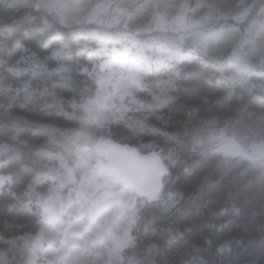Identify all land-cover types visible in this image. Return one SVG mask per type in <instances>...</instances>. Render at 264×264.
<instances>
[{
    "label": "trees",
    "instance_id": "obj_1",
    "mask_svg": "<svg viewBox=\"0 0 264 264\" xmlns=\"http://www.w3.org/2000/svg\"><path fill=\"white\" fill-rule=\"evenodd\" d=\"M220 1L231 6L236 0H205ZM263 1H253L249 14ZM38 7L21 22L0 26V62L10 85L9 101L0 107L9 135L0 136V145L26 161L23 172L0 168V223L13 224L31 252L46 206L70 191L69 183L57 188L55 171L59 159L72 165L75 116L94 98L109 64L128 75L132 89L126 106L104 123L105 137L156 152L167 170L154 199L132 193L140 203L116 264H235L236 252L264 264L258 236L250 246L242 179L264 169L261 156L252 155L264 140L250 138L238 112L264 105V75L232 80L218 64L225 62L221 37L216 45L166 43L164 29L66 25L52 7ZM225 142L238 152L219 153Z\"/></svg>",
    "mask_w": 264,
    "mask_h": 264
},
{
    "label": "rangeland",
    "instance_id": "obj_2",
    "mask_svg": "<svg viewBox=\"0 0 264 264\" xmlns=\"http://www.w3.org/2000/svg\"><path fill=\"white\" fill-rule=\"evenodd\" d=\"M173 1L175 5L169 3ZM179 1L144 0L134 12L124 0L40 3L58 12L66 25L83 21L120 23L136 33L159 28L168 32L164 42H184L191 47L207 42L216 45L221 37L226 41L221 48L226 49L225 62L220 60L218 64L222 71L228 70L232 80L248 79L255 72L264 75V5L249 14L255 0H236L231 6L225 1L205 0H184L177 5ZM105 66L94 98L75 116L77 131L68 146L72 165L59 159L56 186L61 190L69 183L70 191L65 200L57 197L46 206L43 225L30 252L33 261L40 258L45 264H116L120 250L130 242L129 230L140 202L130 188L120 187L109 173L106 162L97 155V147L107 135L104 123L126 106L132 88L128 75L109 64ZM91 136L98 138L96 144ZM215 140L212 138V142ZM218 152L232 155L238 148L225 142ZM252 155L264 160V142L253 148Z\"/></svg>",
    "mask_w": 264,
    "mask_h": 264
},
{
    "label": "clouds",
    "instance_id": "obj_3",
    "mask_svg": "<svg viewBox=\"0 0 264 264\" xmlns=\"http://www.w3.org/2000/svg\"><path fill=\"white\" fill-rule=\"evenodd\" d=\"M40 2L41 0H0V26L17 24L38 13ZM124 3L131 12H134L142 6L144 0H124ZM7 71L8 69L3 68L0 62V107L9 101L10 85L5 75ZM238 112L239 119L250 130V138L264 140V105L241 109ZM3 135H9V129L0 123V136ZM25 163V159L18 156L16 150L5 151L3 145H0V168L10 166L23 172ZM242 179L245 185L244 211L249 220L250 246L256 243L251 238L258 236L257 246L264 254V169L251 170ZM234 255L235 264H250V261L244 259L243 253L236 252ZM0 264H45V262L40 258L31 260L30 250L21 239L16 227L4 221L0 223Z\"/></svg>",
    "mask_w": 264,
    "mask_h": 264
},
{
    "label": "water",
    "instance_id": "obj_4",
    "mask_svg": "<svg viewBox=\"0 0 264 264\" xmlns=\"http://www.w3.org/2000/svg\"><path fill=\"white\" fill-rule=\"evenodd\" d=\"M97 155L107 162V170L140 198L154 199L160 193L166 167L157 153H141L107 137L99 143Z\"/></svg>",
    "mask_w": 264,
    "mask_h": 264
},
{
    "label": "bare ground",
    "instance_id": "obj_5",
    "mask_svg": "<svg viewBox=\"0 0 264 264\" xmlns=\"http://www.w3.org/2000/svg\"><path fill=\"white\" fill-rule=\"evenodd\" d=\"M156 153V152H155ZM161 158V157H160ZM162 159V158H161ZM163 161V160H162ZM164 162V161H163ZM165 165V164H164ZM166 167V166H165ZM167 171V170H166ZM166 174V173H165ZM165 176V175H164ZM164 178V177H163Z\"/></svg>",
    "mask_w": 264,
    "mask_h": 264
}]
</instances>
